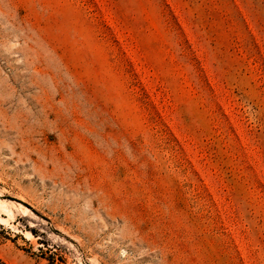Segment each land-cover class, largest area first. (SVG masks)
<instances>
[{"label":"rangeland","instance_id":"1","mask_svg":"<svg viewBox=\"0 0 264 264\" xmlns=\"http://www.w3.org/2000/svg\"><path fill=\"white\" fill-rule=\"evenodd\" d=\"M0 264H264V0H0Z\"/></svg>","mask_w":264,"mask_h":264}]
</instances>
